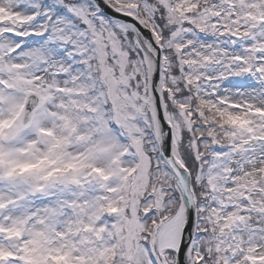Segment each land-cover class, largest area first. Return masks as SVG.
I'll return each instance as SVG.
<instances>
[{
    "label": "snow or ice",
    "instance_id": "snow-or-ice-1",
    "mask_svg": "<svg viewBox=\"0 0 264 264\" xmlns=\"http://www.w3.org/2000/svg\"><path fill=\"white\" fill-rule=\"evenodd\" d=\"M0 264H264V0H0Z\"/></svg>",
    "mask_w": 264,
    "mask_h": 264
}]
</instances>
